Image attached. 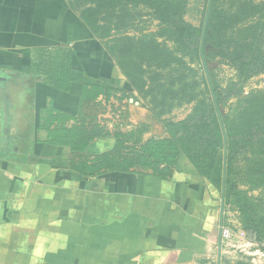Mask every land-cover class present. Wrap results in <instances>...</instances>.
Here are the masks:
<instances>
[{"label":"crops","instance_id":"obj_1","mask_svg":"<svg viewBox=\"0 0 264 264\" xmlns=\"http://www.w3.org/2000/svg\"><path fill=\"white\" fill-rule=\"evenodd\" d=\"M68 45L85 83L127 91L88 105L86 121L122 131L157 119L65 0H0V264H202L218 249L221 189L180 158L166 180L150 173L81 177L67 148L44 143L41 114L79 115L80 85L61 92L30 73L29 50ZM160 136L166 134L159 125ZM96 140L87 154L106 150ZM222 239V238H221Z\"/></svg>","mask_w":264,"mask_h":264},{"label":"rangeland","instance_id":"obj_2","mask_svg":"<svg viewBox=\"0 0 264 264\" xmlns=\"http://www.w3.org/2000/svg\"><path fill=\"white\" fill-rule=\"evenodd\" d=\"M247 1L245 58L230 36L209 37L203 60L192 53L193 31L203 29L208 0L172 4L176 11L169 18L183 28L177 35L158 21L163 12L153 7L156 0H105L94 17L97 41L134 83L137 102L157 119L155 134L164 125L198 160L200 172L217 181L224 148L211 124L216 114L209 110L215 99L209 84L219 94L215 109L232 126L233 144L226 151L221 253L215 247L202 264H264V35L256 20L261 14L264 19V0ZM231 2L222 0L224 12Z\"/></svg>","mask_w":264,"mask_h":264},{"label":"trees","instance_id":"obj_3","mask_svg":"<svg viewBox=\"0 0 264 264\" xmlns=\"http://www.w3.org/2000/svg\"><path fill=\"white\" fill-rule=\"evenodd\" d=\"M69 8L77 14L79 20L85 25L94 38L100 37L97 34L98 26L94 17L101 14L105 9V0H66ZM153 7L162 13L158 21L165 23L173 35L181 33L183 28L175 25L169 15H175L172 4L177 6L179 0H156ZM113 3V1H111ZM117 3V2H114ZM251 4L247 0H232L229 4V11L224 12L222 0H212L208 23L204 35V47L210 37L213 41H221L222 37L230 36L236 40L240 54L243 58L248 56L250 44L247 43L245 31L248 30L250 22L245 20ZM239 16H241L239 18ZM259 22V34L264 35V19L262 14L256 18ZM196 40L192 43V53L198 60L200 58V47L202 30H195ZM195 38V37H194ZM232 38V39H233ZM180 39V36H179ZM104 48V47H103ZM227 49V48H225ZM232 50V48H229ZM109 55L110 53L104 49ZM73 51L68 45L58 47H41L29 50L30 73L36 78L42 79L43 84L51 88L68 92L73 84L80 85L79 94V115L77 117L66 115L52 107H47L41 114L39 130L44 131L46 138L44 143L52 147L67 148L70 153V170L81 177H97L105 174H129L132 172L150 173L160 179L166 180L172 174L173 169L179 164L180 158L185 160L194 168L202 178H207L200 171L198 160L170 134L159 137L143 139L147 132L144 124H139L128 131H122L118 126L111 130L100 126L92 121L87 122L83 110L90 104L98 106L101 104L111 105L113 102L127 100L130 94L121 89L104 87L100 85L85 83V72L83 69H76L71 66ZM112 55H110L111 57ZM261 58L264 51L259 52ZM112 58V57H111ZM114 61V60H113ZM122 75L129 79L130 85L135 88L129 76L123 73L120 66L116 65ZM136 89V88H135ZM215 99L209 106L210 113H215L211 124L218 135V142L222 149L226 146L227 151L232 146L233 128L224 115L217 113L215 107L220 102L218 92L213 91ZM264 118V117H263ZM238 133L240 130L236 128ZM96 140H110V146L98 153L87 154L86 149ZM230 159L226 156L225 169ZM219 181L209 179L219 189L222 187L221 176L223 174V156L220 159ZM220 184V185H219ZM227 180H225V187ZM226 192V190L224 191ZM225 195V193H224Z\"/></svg>","mask_w":264,"mask_h":264},{"label":"water","instance_id":"obj_4","mask_svg":"<svg viewBox=\"0 0 264 264\" xmlns=\"http://www.w3.org/2000/svg\"><path fill=\"white\" fill-rule=\"evenodd\" d=\"M211 2H212V0H208L206 16H205V20H204V24H203V33H202V40H201V47H200L201 60H203V42H204V35H205L207 23H208V16L210 13ZM8 76H12V74H10V72H6V71H3L0 73V78H2V79L4 77H8ZM209 89H210L211 95L213 96V92H212L210 84H209ZM226 151H227L226 146H224L223 175H222V187H221L220 226H222V224H223V200H224V191H225ZM220 253H221V235L219 236V240H218V255H220Z\"/></svg>","mask_w":264,"mask_h":264}]
</instances>
